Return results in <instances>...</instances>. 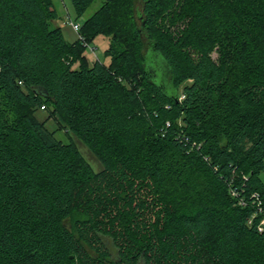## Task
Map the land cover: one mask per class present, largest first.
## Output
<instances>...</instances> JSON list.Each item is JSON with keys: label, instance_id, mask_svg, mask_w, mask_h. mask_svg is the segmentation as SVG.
Returning a JSON list of instances; mask_svg holds the SVG:
<instances>
[{"label": "trees", "instance_id": "trees-1", "mask_svg": "<svg viewBox=\"0 0 264 264\" xmlns=\"http://www.w3.org/2000/svg\"><path fill=\"white\" fill-rule=\"evenodd\" d=\"M58 20L0 0V264H264V0H102L73 43Z\"/></svg>", "mask_w": 264, "mask_h": 264}, {"label": "rangeland", "instance_id": "rangeland-1", "mask_svg": "<svg viewBox=\"0 0 264 264\" xmlns=\"http://www.w3.org/2000/svg\"><path fill=\"white\" fill-rule=\"evenodd\" d=\"M54 5L59 14L58 22H53V26L57 24H62V30L65 36V39L69 43H73L78 40L79 34L74 30L73 26L70 22H77L83 24V22L88 18L97 8L100 7L102 0H95L92 5L87 9V11L79 16L76 13L74 4L72 0H53ZM109 46V37L104 34H100L96 36L90 47H94V52L91 51L90 47L84 52V55L87 58V62L92 64L96 60H100L106 64L109 63V57L106 55V49ZM216 56V54H214ZM77 65V64H76ZM162 72L159 74L158 82L161 83L162 80ZM181 91V89H180ZM37 115L40 119H47V126L49 129L56 133V136L63 141H73L77 145L78 149L83 154L86 161L92 166L95 171H100L103 168V164L94 154V152L79 138L76 134L72 132H68L67 129L59 124L57 120H54L51 116V111L47 107L46 110L37 111Z\"/></svg>", "mask_w": 264, "mask_h": 264}, {"label": "built area", "instance_id": "built-area-1", "mask_svg": "<svg viewBox=\"0 0 264 264\" xmlns=\"http://www.w3.org/2000/svg\"><path fill=\"white\" fill-rule=\"evenodd\" d=\"M70 24L73 26V28H74V30L79 34V37L81 38V39H83V36L80 34V29H81V24L80 23H77V22H70ZM87 47H90V45H87ZM91 48V51L93 52V53H95L94 52V47H90ZM21 83V82H20ZM41 109H43V110H45V106H42L41 107ZM259 204V203H258ZM260 205V204H259ZM263 222H264V220H263Z\"/></svg>", "mask_w": 264, "mask_h": 264}, {"label": "water", "instance_id": "water-1", "mask_svg": "<svg viewBox=\"0 0 264 264\" xmlns=\"http://www.w3.org/2000/svg\"><path fill=\"white\" fill-rule=\"evenodd\" d=\"M162 80H161V83H163L164 82V80H165V78H167L168 77V74H169V70L166 68V66H163V68H162Z\"/></svg>", "mask_w": 264, "mask_h": 264}, {"label": "crops", "instance_id": "crops-1", "mask_svg": "<svg viewBox=\"0 0 264 264\" xmlns=\"http://www.w3.org/2000/svg\"><path fill=\"white\" fill-rule=\"evenodd\" d=\"M62 25V24H61Z\"/></svg>", "mask_w": 264, "mask_h": 264}]
</instances>
